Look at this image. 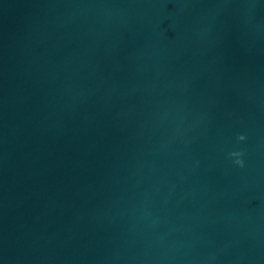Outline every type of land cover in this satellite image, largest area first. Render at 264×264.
Here are the masks:
<instances>
[{
  "label": "water",
  "instance_id": "95a60500",
  "mask_svg": "<svg viewBox=\"0 0 264 264\" xmlns=\"http://www.w3.org/2000/svg\"><path fill=\"white\" fill-rule=\"evenodd\" d=\"M0 264H264V0H0Z\"/></svg>",
  "mask_w": 264,
  "mask_h": 264
},
{
  "label": "clouds",
  "instance_id": "9594fccd",
  "mask_svg": "<svg viewBox=\"0 0 264 264\" xmlns=\"http://www.w3.org/2000/svg\"><path fill=\"white\" fill-rule=\"evenodd\" d=\"M241 143L245 142L246 141V137L244 135H240L238 136L237 138ZM231 156H233L235 158V163L243 168L244 167V161L242 159L243 157V153L242 152H234V153H231Z\"/></svg>",
  "mask_w": 264,
  "mask_h": 264
}]
</instances>
